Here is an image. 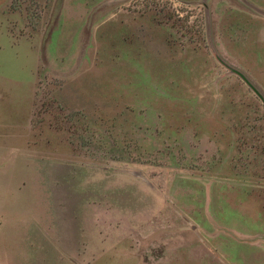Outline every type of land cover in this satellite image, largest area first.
Wrapping results in <instances>:
<instances>
[{"label": "rangeland", "instance_id": "obj_1", "mask_svg": "<svg viewBox=\"0 0 264 264\" xmlns=\"http://www.w3.org/2000/svg\"><path fill=\"white\" fill-rule=\"evenodd\" d=\"M0 264H264V0H0Z\"/></svg>", "mask_w": 264, "mask_h": 264}]
</instances>
